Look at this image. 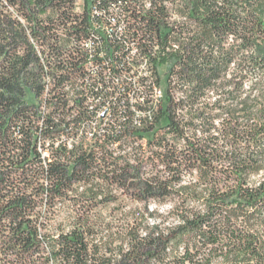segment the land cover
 Returning <instances> with one entry per match:
<instances>
[{"label": "trees", "instance_id": "obj_1", "mask_svg": "<svg viewBox=\"0 0 264 264\" xmlns=\"http://www.w3.org/2000/svg\"><path fill=\"white\" fill-rule=\"evenodd\" d=\"M0 264H264V0H0Z\"/></svg>", "mask_w": 264, "mask_h": 264}, {"label": "built area", "instance_id": "obj_2", "mask_svg": "<svg viewBox=\"0 0 264 264\" xmlns=\"http://www.w3.org/2000/svg\"><path fill=\"white\" fill-rule=\"evenodd\" d=\"M136 67H143V74H138V75L149 76L151 74L150 71L148 70L149 69L148 66H146L144 63L131 64V68H132L131 73L132 74L136 72ZM150 81H152V78H150V80L148 82H150ZM151 92H152V96H154V104H152V106L156 110L160 100L162 99L163 89H162V87L158 86L156 83L155 84L153 83V85L151 87ZM109 116H110L109 107L104 106L101 110H99L97 117L100 120L106 121L109 118Z\"/></svg>", "mask_w": 264, "mask_h": 264}, {"label": "rangeland", "instance_id": "obj_3", "mask_svg": "<svg viewBox=\"0 0 264 264\" xmlns=\"http://www.w3.org/2000/svg\"><path fill=\"white\" fill-rule=\"evenodd\" d=\"M79 3H81V0H79ZM77 11H78V12H81V7H79ZM137 142H140V143H142L143 145H145L144 140H137ZM137 142H136V143H137ZM156 163H157V162H156ZM151 165H152V162H147V163L143 166V168H145V169H150ZM158 207H159V206H158L155 202L150 203V208H158ZM162 207H163V206H162ZM165 208H166V207H165Z\"/></svg>", "mask_w": 264, "mask_h": 264}]
</instances>
